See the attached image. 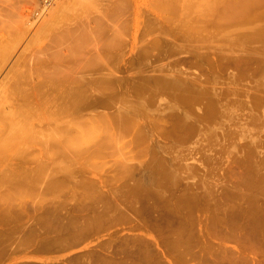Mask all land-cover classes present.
<instances>
[{"label": "rangeland", "instance_id": "374dc122", "mask_svg": "<svg viewBox=\"0 0 264 264\" xmlns=\"http://www.w3.org/2000/svg\"><path fill=\"white\" fill-rule=\"evenodd\" d=\"M178 1L180 2V6L182 5L181 2H183V5L181 7L179 6ZM184 1L55 0L51 5H48L49 7H47L46 9H42V0H0V85L3 83L7 89L0 90V252H2L0 253V264H19L24 261L36 262L38 264H51V262L52 264H75L74 261H77L78 259L80 261L84 259L82 263L87 264L93 261V254H97L93 251H96L103 256V253L110 256L111 251L113 250L112 243L114 246L121 243L127 244V242L134 243L139 239L141 240V238L142 240H146V242H149L150 246L152 247V251L156 253L159 251L162 253L163 256H158V259H155V257H153V259L155 260L162 261L163 259H167L166 261L168 262V264H201V258H203L204 256L209 257L212 251L217 253L221 249V251H223L224 249L227 250L226 248L233 251L232 249L237 246L232 241H222L221 239H219L215 228L213 229L214 231L208 228V225L211 224V222L215 224H218V222L226 224L228 223L229 226H238V224H244V221L248 222L246 223L247 225H249V223L252 224L253 222H256L253 221L255 219L251 220L249 217H247L243 210L245 208V205V209H247V207H252L253 204L258 200V203L260 205H264V194L260 193V191L262 190L260 188H257L259 194L255 193L257 196H254L253 194L254 192H257L253 188L255 185L264 184V125L259 127L260 129H262V131L256 129L258 131L257 133L255 129L241 127V125L238 126L230 124L224 120H218L212 123L210 120L202 119L201 116H198L200 114L197 111L192 110L193 107L191 105L187 103L178 104L176 101H173L172 97H170L171 94L169 93H167V95L166 93H161V95H159L160 98L157 99L158 103H156L160 105H156L155 103V105L153 106L143 107L137 106V104H135L139 98L138 91H140V89H144L142 88L144 85L153 84V82L149 83L147 80L150 78L152 79L153 76H156L155 74L158 75L160 69L161 71L163 70V72L167 71V73H174L175 70H179V72L176 71L175 73H185V71H188L189 73L192 72V74L185 73L191 76L189 77V79H192V77L193 79H197V76H199L198 78L205 79L204 77L207 78L206 75L212 77L215 73L220 74V76L222 77H227L229 74H232L231 72L233 69H235V71L233 70V73L236 72V74L237 71L242 70L239 72H245L244 77L246 83L251 82L255 78H260L264 74L263 51H255L254 49H252L251 51L253 53L248 52L251 48H247L248 50L246 48H237V51H235L236 48H230L229 43H226L227 41L225 42L224 40L228 38V34L229 36H231L232 34H236V36H238L239 34L243 35V33L246 34L249 32L248 35H250L251 31H253L257 26L256 30L251 33L253 35L256 31L261 29L259 26L260 21L256 23L253 22L255 24H251L246 23L243 20L242 23L241 19L238 20V17L237 19L232 17L230 18L229 9L227 8L229 0H218L219 2L216 0L217 8L215 9H213L215 1L209 0L210 2L208 1V5L209 3L211 5L209 7L206 3V0L202 1V3L204 2L202 6H206V8H203L201 11L199 10V8L201 9L202 7L200 5V2V4L198 3V5L196 3V0ZM188 1L190 5H193V7L197 5V7H201H199L198 9L195 7L197 10H194L192 9L193 7L191 5L192 10H190V5L188 6L189 8L186 7L188 4H186V2ZM212 1L214 3H212ZM260 1L261 0L253 5L254 7H250L248 12L250 10H253L255 7V10L257 9L258 13L264 11V3H261L264 1ZM159 2L164 5L161 6V3L158 5ZM166 3H168V6L170 4H172V6L170 5V8L168 7L167 9ZM218 3H220V5ZM67 5L70 8H66ZM157 5L160 7L157 8ZM221 6H226L227 10L225 11V8H222ZM162 7L166 10H162ZM218 8L221 9L218 10ZM156 9L158 10L156 11ZM159 10L161 14L160 12H158ZM176 10L178 11V13ZM185 10L187 12H184ZM203 10H207V12L208 10H213V13L211 12L212 14H214V11L217 13L214 14V16H210L211 13L209 14L208 12V15L207 12L204 13ZM163 11H167V14ZM197 11L200 13L203 11L202 13L207 17V19L203 16L202 13L201 15L203 17H201L200 13H198ZM180 12L184 14H181V16L179 14ZM163 13L165 14V16L163 15ZM190 13H192L194 17L196 15L195 20L197 21L195 22L198 23H192L194 21V17L191 16L192 14L190 15ZM185 14L188 17H184ZM197 14H199L198 16L201 17L202 20H204L202 21L200 18L201 23L205 22V25H210L208 27L211 29H209L208 27V29H206V26L200 24ZM218 14H221L222 16H219ZM223 14L226 15H224L225 18H223ZM216 15L218 16L216 17ZM209 16L210 18H208ZM179 17H181V19ZM186 17L188 19H186ZM218 17L220 19L222 17V19H219L217 21ZM165 19L166 22H168L169 19H172L176 22L174 23V21L172 20V22H168L171 27L173 25L176 26H174V28H176V31L174 30L175 32L172 30L174 29L173 27L171 28L166 22H164ZM177 20H180V24L179 22L177 24ZM236 20L240 23H236ZM185 21H187L186 24H184ZM189 21L190 23H192V25H190ZM181 22L183 24H181ZM181 25H183L182 28H184V26L186 28L194 26L190 28L200 29V36L196 38L193 35V40L191 39L190 41L189 38L186 37L185 33L183 34L182 32L183 36L181 35ZM200 25L202 27L204 26L205 29H201L202 27L198 28L200 27ZM211 25L215 29H213ZM251 25L252 27H255L252 28ZM167 26L169 29H167ZM178 27H180L179 30L181 31L178 30ZM232 27L234 28V30ZM263 27L264 22L262 28ZM226 28H228V30ZM168 30L169 33L167 32ZM170 30L173 32L172 34ZM209 30L210 32H212L211 30H213L214 33L210 34L211 38L213 37V44L212 42H210L211 38L210 35H208V33H210ZM217 30L219 34H217ZM229 30L232 34L228 32ZM223 31L227 32L224 34L225 36L227 35L226 37L219 36L224 33ZM164 33H166L167 35L164 36ZM236 36L232 37L236 38ZM172 37H176L174 38L176 41L173 40ZM220 38L221 40H218ZM216 39L218 41H216ZM199 40H203L204 42H199ZM194 41L195 43H193ZM178 42L182 45L178 44ZM216 42H221V44H217ZM224 42L226 43L225 45H228L229 47H223ZM172 43L176 44L172 45ZM184 43L185 45L187 44V46H185ZM200 43L202 45H206L201 46ZM191 44L194 50H192L193 48ZM176 45H178L177 47H175L176 50L174 48H172V50L171 47H174ZM189 45L191 49L189 48ZM210 45L212 46V48L210 47ZM219 45L221 47H219ZM255 45L256 44H254L253 46L255 47ZM198 46L201 47L197 48ZM206 46H209L208 49L206 48ZM180 48L182 49L180 50ZM222 48H225V51ZM145 50L147 52H145ZM153 50L156 51L153 52ZM226 50L230 53L226 52ZM223 51L225 53H223ZM234 52L236 53L234 54ZM154 53L155 55L152 56V54ZM257 53H260V56H258ZM225 54L227 56L223 57ZM220 55L222 57H220ZM104 57L107 58L105 60H107L109 69L115 68L112 73L108 72L110 70H107V73L105 72L103 74L90 73L87 71L83 73L81 72L83 71L82 67L86 66L85 64L94 63L97 61V59H101ZM230 57L236 58L232 59ZM220 58H225V60H221ZM158 63L162 64V66ZM174 64L177 68L172 67V65ZM228 65L230 66V68ZM33 67H43V69L45 68L43 70L44 74H51L60 78H66L69 74H72L74 77L73 79L77 80L75 83L76 87L84 90L91 89L93 95L77 108H68L70 113L67 115L63 114L64 118L61 117L62 115H60V117L54 118L53 115L56 113V111H60V109H62V106L65 104L61 92L52 94V98L49 96V94L48 97L46 95L47 98L50 97V100L45 101V103H43V101L41 102L42 99L40 98L41 104H36V107L34 104L38 102V99H36V97L34 98L37 101L34 98H31L32 96H30L31 100H29V98L26 99L27 96L17 95L16 97V95L14 96L12 93L13 90L11 88L16 83H18V77H21L24 72L27 73L28 70ZM172 68L174 69V71H172ZM169 70H171V72ZM248 72L253 75L249 74ZM198 73L199 75H197ZM201 73L205 76H202ZM194 74L196 76H193ZM150 75L152 76L150 77ZM79 79H82L83 81H79ZM98 85L104 87V89L106 90L102 92L93 91V89ZM21 97H23L24 99ZM32 99H34V103L31 102ZM27 101L30 103H28ZM23 102H25L26 105L27 103L29 104L27 106L32 112L28 110V107H25ZM55 109L56 111H54ZM59 111L57 112L58 115L60 114ZM124 114L126 115V117ZM118 116H120L121 119ZM60 118L63 120V122H65V124L68 122L71 123L72 129L70 130L69 134L65 132L59 133L55 130L57 128L53 127L59 124H57V119ZM123 122H125V124ZM63 125L64 124L61 123L59 126L62 127ZM209 125L214 126L215 130H217L218 132H231L236 134L237 136L234 141L235 145L229 147L223 154L224 156H220V158L222 157V159H220L221 161L219 160L221 164L220 162L217 163L220 168L215 164V160H208V156L213 155L212 151H209V146L207 148V145L204 143L202 144L204 145V148L201 145V142H206V139L203 134H200V131L205 127L208 128ZM248 129L254 131V133H252ZM57 135L58 137L60 136V141H63L61 139L70 138L69 142H67L68 144L66 143V149H68L67 147H69L68 151H70V153L72 152V157L70 156L66 160L61 157L60 149L63 148V144L61 143L60 145H58L56 143L57 141L54 142V140H56L54 137H57ZM256 135H258V138L256 137ZM198 136H201V139L197 138ZM196 139L197 142H194L196 141ZM180 140L182 141V143H180ZM198 140L200 145L198 143ZM200 140L202 141L200 142ZM191 141L192 145L196 143L194 147H192V145L189 146ZM182 144L183 146H186L183 147ZM177 145H179V147H176ZM201 147H203L204 149H200ZM175 148H177L178 151ZM196 148H198V150H196ZM188 149H191V151L186 153V151H189ZM200 150H202L203 153H207H205L203 156H208L203 157V153L201 154ZM197 151L201 155H197ZM174 152L177 153H175L176 156L173 154ZM80 153L82 155H80ZM76 154L78 155V157H76ZM179 156H181L182 158ZM149 163H152V165L154 163L153 168ZM205 163L207 165H205ZM212 163L215 165H213ZM148 165L149 167H147ZM59 166L61 168H59ZM62 166H64L65 169L62 168ZM160 166L161 168L164 167V170H166L165 172L167 173V176L163 177L164 180L163 178H160L162 177L160 173ZM207 166L208 168H206ZM145 167L149 170V172H156L157 174L159 173L160 176V181L158 178L155 184H151L148 187L146 186L147 188L144 187V191L139 188L141 190V193H138V196L140 197L139 200H141V203L143 205H146L147 202L149 204L150 202L149 207H151V212L150 209L147 212H145L144 210L140 215L136 216L131 210H128L126 211V213L129 212L130 214H133V217L135 216L134 221H120L121 223H117L118 221H116L110 222V224L109 221H105L100 225L98 224L100 227L97 226V223L99 222L96 221L97 223L92 222L96 223L95 227L94 225H92L94 228H92V226H89L88 228V225L91 221L87 223L88 220L83 221L78 217H82L84 215L86 216L92 212V210L89 211L87 207V209L82 210L83 212L78 211V209H82L80 205L84 203H88V207H91V204H93V202L98 201L100 203H103L107 200L108 203H103L104 206L103 204L97 202L95 205L97 208H102V206L105 207L106 203L109 207H117V203L118 205L120 203L122 204V195H124L126 192L133 193L134 190V192L138 190V188H133L132 186H134V184H136L137 182L143 181L144 174L140 173V169H143ZM213 169L214 171L216 169V172H213ZM218 169H221V171H218ZM49 170L50 172H48ZM126 173H128V175H126ZM37 174H39V179L41 181L42 179H44V182L42 181L44 186L42 183V186L40 185V180L38 179ZM184 174L185 179L183 178ZM45 175L52 176H46L47 179L54 178L53 180H48L49 182L51 181L50 184L49 182L46 183L47 179L45 180ZM132 175H134V179L136 177L138 178L134 180ZM32 176H36L37 178H34ZM128 176L130 177L128 178ZM176 176L180 180L176 178ZM180 176L182 177V180ZM26 177L30 180L25 179ZM166 178H170L168 179L170 181H168ZM175 179L177 180L175 181ZM165 180L167 182H163ZM24 181L25 183L23 184L22 182ZM172 182L174 183V185ZM32 184L34 187H31ZM126 184L128 185V187ZM159 184L162 187H160ZM209 186L210 188H207ZM131 187L133 188V190ZM150 187L152 188V190L158 189L162 191L163 189V191L167 193L168 200L165 201L166 204L162 203V201L157 197L156 194H149L147 199L143 197L145 196L143 193L148 188L150 189ZM165 187L168 190L165 189ZM191 189H193V192L190 191ZM209 189L212 191H209ZM212 193L213 195H210ZM105 194L108 196L104 197L106 196ZM141 194H143V196ZM240 194L243 199L242 197L240 198ZM113 196L115 198H113ZM116 196L119 198H117ZM245 196L246 200L250 197L248 199L249 202L245 201ZM108 197L110 201L108 200ZM184 198H188L187 202H190L188 205L190 208L180 210L179 215H177V213H172L169 215L168 213L170 212V204L172 205V203H176L178 200ZM209 198L212 200V202ZM100 199H103L104 201ZM240 199H242L243 202ZM151 202L153 205L163 206L165 207V211H169L168 213L164 212L166 216L169 215L167 217L169 218V221L156 219V216H159L160 213L159 211H157V209L153 208ZM241 202L243 204H241ZM239 205L243 206L240 207ZM255 205H257V202L255 203ZM52 207L57 208V210L54 212H52V210L47 212L44 211L47 210V208ZM92 208H94V206L91 207V209ZM190 210H192V212L189 216L188 211ZM27 211L29 214L27 213ZM155 211L156 213H154ZM224 211H227L226 214L228 215L224 214ZM78 212H80V214ZM84 212H86L87 214ZM94 212L95 211L93 210L90 215L93 216V214L96 215L95 213H98L97 211L95 213ZM47 213L50 217H55V215L58 216L60 222L57 221L58 219L47 222H43L42 220L38 221L39 217H41L42 214L47 215ZM148 213L149 215H147ZM261 213L259 214L261 215L259 222L264 223V219H261L263 218L264 212ZM235 214L239 215L238 217L240 219ZM240 214L243 216V218L242 216H240ZM73 215H75L74 217H76V220L74 221L72 220ZM232 215L233 218L231 217ZM36 216L39 217L37 218ZM59 216H62V218ZM176 216L181 217V219L183 217V221L178 217L176 218ZM192 216L194 219L192 218ZM9 217H11L10 220L8 219ZM229 218L231 221L229 220ZM212 219L213 221H210ZM241 220L244 221L241 222ZM41 221L43 223H41ZM69 221L71 225H68ZM82 221L83 223H81ZM232 222L234 223V225ZM45 223L51 225L53 224V226L55 225V227H53V229H51L52 231H50L51 226H47L45 225ZM75 223L77 224L75 225ZM207 223L208 225L206 226ZM42 224L44 226H42ZM106 224L109 225L106 226ZM36 225L37 227L35 228ZM74 225L75 227H73ZM85 225H87V227ZM162 225L165 228L160 227ZM169 225H172L175 228L172 229V226ZM182 225L184 228H182V230L186 231L185 236H182L184 244L182 243L181 245H178L179 247H175L172 252V250H168L169 246H167V243L168 241L171 242V240L177 238L178 234H175V232L181 229L180 226ZM56 226L58 228H56ZM76 226L81 229L88 228V230L85 231V233H87L88 235H86L84 238L85 240H81L79 244L72 245L69 248L66 247L64 248V251L61 249L55 252L39 253L35 250L36 243L38 244V242L43 238V235L45 237L46 234L53 236L66 234V232L69 231L67 230L69 228H71L70 230L74 228V231H76L75 229H78L76 228ZM189 226H191L192 228H188ZM28 227L29 229H27ZM39 227L40 231H37L39 230ZM154 227L157 228L155 229ZM43 228H47V231L46 229L44 231ZM63 228L65 230H63ZM32 230L35 231L34 235ZM59 230V234L56 233ZM166 232L168 233L166 234ZM172 232L174 233L172 234ZM178 236L180 237V234ZM20 238H31L30 243L27 242V244H23L22 246V244L20 245L18 243V240H20ZM33 238H36V240H34ZM132 238L133 240L131 242ZM165 239L167 241H165ZM13 240L14 243H12ZM31 242L33 243V245H31ZM107 243L108 245L111 244L112 247V249H110L109 251V254L107 253V251L104 252L101 248ZM192 243H195L194 246ZM17 245L20 246L17 247ZM30 245L34 246L33 249ZM187 245L189 247H187ZM9 246H11L12 248H9ZM96 247L99 248V251H97L98 248ZM160 247H162L164 251ZM5 248L9 249L6 250ZM166 248L167 251L165 250ZM184 248H188L189 251L186 253ZM159 249H161V251ZM179 250H181V254L179 253ZM100 251H102L103 253ZM3 253L6 254V256ZM81 255L86 256V259ZM19 257L22 262L14 261L15 258L17 260V258ZM90 257L91 259H89ZM51 258L52 261L50 260ZM11 259H14V262L10 263L12 261ZM45 259L47 261H50L46 263L47 261H45ZM73 259L74 261H72ZM164 260L162 262H164V264H167V262ZM200 260L201 262H199ZM76 263L81 264V262Z\"/></svg>", "mask_w": 264, "mask_h": 264}, {"label": "bare ground", "instance_id": "6f19581e", "mask_svg": "<svg viewBox=\"0 0 264 264\" xmlns=\"http://www.w3.org/2000/svg\"><path fill=\"white\" fill-rule=\"evenodd\" d=\"M184 1V0H183ZM186 1V0H185ZM184 1V2H185ZM193 1H195V0H193ZM202 1H205V0H201V1H197L196 0V3L198 4L199 2L201 3H199L201 6H202V4L204 3H202ZM207 2V5H208V1L209 0H206ZM211 1V0H210ZM209 1V2H210ZM213 1H215V5H213V9H215V8H217V6H216V0H213ZM212 1V3H214ZM218 1V0H217ZM259 0H229V2H228V9H229V16H230V18L232 17V18H235V19H237V17L239 18L238 20H240L241 19V22L243 23V21H245L246 23H253V22H258V21H260V23L263 25V22H264V11H262V12H257V9L255 10V8L253 9V10H250L249 12H248V10H249V8L250 7H252L253 5H255L257 2H258ZM262 1V0H261ZM260 1V2H261ZM264 1V0H263ZM165 2V1H164ZM163 2V3H164ZM177 2V1H176ZM179 2V1H178ZM219 2V1H218ZM259 2V3H260ZM161 2H159L158 3V5L160 4ZM188 3V4H187ZM192 3V2H191ZM261 3H264V2H261ZM162 4V3H161ZM167 4V9H168V7L171 5L172 6V4H170L169 6H168V3H166ZM177 4V3H176ZM181 4L183 5V2H181ZM186 4H187V6L186 7H188L190 4H189V1L188 2H186ZM194 4V3H193ZM198 4V5H199ZM219 5H220V3H218ZM70 5V4H69ZM153 5V4H152ZM157 5V8H159L160 6H158ZM164 4H162L161 6H163ZM181 5V6H182ZM192 5V4H191ZM191 5H190V10H192V9H198L199 7H201V6H199V7H197V6H195V7H193V5H192V9H191ZM206 5V4H205ZM156 6V5H155ZM177 6V5H176ZM175 6V7H176ZM179 6H180V2H179ZM180 6V7H181ZM209 6H211L210 5V3H209V5H208V7ZM48 7V5L47 4H45V2H44V0H42V3H41V8L42 9H46ZM69 6L67 5L66 6V8H68ZM152 7V6H151ZM175 7H174V10H175ZM178 7V6H177ZM185 7V8H186ZM208 7H207V9H208ZM220 7V6H219ZM222 8H225V11L227 10L226 9V6L225 7H223V6H221ZM254 7V6H253ZM70 8V7H69ZM170 8V7H169ZM183 8V7H182ZM184 8V9H185ZM189 8V7H188ZM203 8H206V6L205 7H201V9L199 8V10L201 11ZM258 8V7H257ZM259 8H260V6H259ZM173 9V8H172ZM196 9V10H197ZM219 9H221V8H218V10ZM252 9V8H251ZM262 9V8H261ZM260 9V10H261ZM264 9V8H263ZM158 9H156V11H157ZM162 10H166L165 8H163L162 7ZM183 10V9H182ZM198 10V11H199ZM217 10V9H216ZM217 10V11H218ZM177 11V10H176ZM188 11H189V9H188ZM197 11V12H198ZM204 11V10H203ZM202 11V12H203ZM158 12H160V10L158 11ZM163 12H165V11H163ZM184 12H187L186 10L184 11ZM192 12V11H191ZM201 12V13H202ZM207 12V10L206 11H204V13H206ZM208 12H209V14L212 12L213 13V10H208ZM208 12H207V14H208ZM220 12V11H219ZM228 12V11H227ZM166 14H167V11L165 12ZM168 13H169V11H168ZM170 13H171V11H170ZM173 13H174V11H173ZM177 13H178V11H177ZM198 13H200V12H198ZM201 13H200V16L201 17H203L204 16V14H203V16L201 15ZM210 14V16L211 15H213L214 16V14H216L217 12H215L214 11V14ZM74 14H75V12H74ZM160 14H161V12H160ZM180 15L181 14H184V13H179ZM187 14V13H186ZM184 15V17L185 16H187V15ZM192 13H190V15H191ZM195 14V13H194ZM208 14V15H209ZM163 15L165 16V14L163 13ZM162 15V16H163ZM175 15V14H174ZM178 15V14H177ZM189 15V14H188ZM189 15V16H190ZM199 14H197V16H198ZM219 15V14H218ZM218 15H216V17L218 16ZM225 14H223V16H224ZM173 16V15H172ZM182 16V15H181ZM191 16H193V14L191 15ZM190 16V17H191ZM210 16L208 17V18H210ZM219 16H222L221 14L219 15ZM226 16V15H225ZM225 16L223 17V18H225ZM228 16V15H227ZM167 17V16H166ZM166 17H164V18H166ZM168 17H169V15H168ZM188 17V16H187ZM186 17V19H188ZM189 17V18H190ZM194 17V16H193ZM192 17V18H193ZM195 17H196V15H195ZM195 17L193 18L194 19V21L192 22V23H194L195 21H197V20H195ZM199 17V16H198ZM201 17H199L198 18V21H200V18ZM206 19H207V17L206 16H204ZM163 18V17H162ZM170 18H171V15H170ZM180 19H181V17H179ZM229 18V19H230ZM217 19V18H216ZM220 18L218 17V19H217V21L219 20ZM221 19H222V17H221ZM220 19V20H221ZM168 20V19H167ZM172 20V19H171ZM170 19L168 20V22H170L171 21ZM201 20H202V18H201ZM243 20V21H242ZM172 21H174V20H172ZM171 21V22H172ZM180 21V20H179ZM178 20H177V24H178V22H179ZM188 21V20H187ZM187 21H185V23L184 24H186V22ZM190 21H192V20H190ZM190 21H189V23H190ZM202 21H204V20H202ZM216 21V22H217ZM237 21V20H236ZM164 22H166V19L164 20ZM168 22H166L167 24H168V26H170L169 25V23ZM183 22V21H182ZM181 22V24H183ZM214 22V21H213ZM239 21H237L236 23H238ZM174 23H176L175 21H174ZM173 23V24H174ZM192 23H190V25H192ZM195 23H198V22H195ZM221 23V22H220ZM240 23V22H239ZM255 23H253V24H255ZM259 23V26H260V28L261 29H259L258 31H256L253 35L251 34L252 32H254V30H256V28H257V26H256V28H254V30L253 31H251V33H250V35H248V33H243V35H238V36H236V34L235 35H233L232 33H230V30L228 31L230 34H232L231 36H229V34H228V38L227 39H224L225 40V42L226 43H229V46H230V48L231 47H233V48H236V50L235 51H237V48L239 49V48H251L250 49V51H248V52H252L251 50L252 49H254L255 51H257V50H261V51H263L264 52V27L262 28V25ZM172 24V25H173ZM179 24H180V22H179ZM200 24L202 25H204V26H206L205 24V22L204 23H201V21H200ZM197 25H199V24H197ZM200 25V27H198V28H201L202 26ZM214 25V24H213ZM242 25V24H241ZM250 25V24H249ZM168 26H167V29H169L168 28ZM174 26L175 25H173L172 27L174 28ZM182 26L183 25H181V28H182ZM187 26V25H186ZM204 26L201 28V29H203L204 28ZM208 26H210V25H208ZM208 26H206V29H208L209 27ZM218 26H220V25H218ZM171 27V26H170ZM171 27V28H172ZM176 27V26H175ZM190 27H194V26H190ZM190 27H185L184 26V28H182V31L181 30H179V28L180 27H178V30L179 31H181L180 33H181V35H182V32H183V34L185 33V35H186V37L187 38H189V40L191 41V39L193 40V35L196 37V38H198L199 36H200V29H194V28H190ZM208 27V28H207ZM211 27H212V25H211ZM222 27V26H221ZM239 27V26H238ZM241 27V26H240ZM251 27H252V25H251ZM253 27H255V26H253ZM252 27V28H253ZM170 28V29H171ZM213 29H215L214 27H212ZM233 28V27H232ZM231 28V29H232ZM205 29V28H204ZM209 29H211V28H209ZM217 29V28H216ZM223 29V28H222ZM227 30H228V28H226ZM235 29H236V27H235ZM173 31L175 30L176 31V28H174V29H172ZM233 30H234V28H233ZM237 30H239V29H237ZM237 30H236V32H237ZM171 31V30H170ZM174 31V32H175ZM202 31H204V30H202ZM201 31V32H202ZM212 32H210V30H209V32L210 33H208V35H210L211 33L212 34H214L213 33V30H211ZM219 31H221V30H219ZM226 31V30H225ZM225 31H223L224 33L222 34V35H219L220 37H224L225 35V33H227V32H225ZM242 31V30H241ZM241 31H239V32H241ZM168 33H169V30L167 31ZM217 32H218V30H217ZM232 32H234V31H232ZM236 32H234V33H236ZM173 32L171 31V34H172ZM177 33H178V31H177ZM170 34V35H171ZM190 34V35H189ZM205 34V33H204ZM204 34H203V36H204ZM217 34H219V32L217 33ZM220 34H221V32H220ZM165 35H167L166 33H164V36ZM175 35H176V33H175ZM207 35V36H208ZM172 36V35H171ZM183 36V35H182ZM206 36V37H207ZM227 36V35H226ZM225 36V37H226ZM232 36H236V38L235 37H232ZM177 37V36H176ZM176 37H174V38H176ZM180 37V36H179ZM215 37V36H214ZM173 38V37H172ZM173 38V40H175ZM204 38V37H203ZM210 38H211V35H210ZM213 38V37H212ZM212 38H211V41L210 42H212ZM217 38H218V36H217ZM178 39V38H177ZM236 39H239V40H236ZM169 40H171V39H169ZM180 40V39H179ZM208 40V39H207ZM218 40H221V38L220 39H218ZM217 39H216V41H218ZM223 40V41H224ZM176 41V40H175ZM202 42H204L203 40H201ZM200 40H199V42H201ZM222 41V42H223ZM174 42V41H173ZM188 42V41H187ZM197 42V41H196ZM224 42V45H223V47H225L226 45V43ZM171 43V42H170ZM169 43V44H170ZM177 43V42H176ZM176 43H172V45L173 44H176ZM193 43H195V41L193 42ZM214 42H212V44H213ZM217 44L219 43V44H221V42H216ZM215 43V44H216ZM178 44H181V43H179L178 42ZM196 44H198V43H196ZM201 44V43H200ZM199 44V45H200ZM208 44V43H207ZM214 44V45H215ZM254 44H256V45H258V46H256L255 45V47L253 46ZM171 45V44H170ZM182 45V44H181ZM180 45V46H181ZM184 45H185V43H184ZM194 45V44H193ZM204 45H206V44H204ZM204 45H202L201 44V46H204ZM153 46H155V45H153ZM178 45H176V46H174V47H171V49L172 48H174L175 49V47H177ZM185 46H187V44L185 45ZM191 46H192V44H191ZM195 46V45H194ZM201 46H198L197 48H199V47H201ZM228 46V45H227ZM227 46L225 47V48H227ZM228 46V47H229ZM182 47H184V46H182ZM196 47V46H195ZM209 47V46H208ZM208 47L206 46V48L208 49ZM210 47L212 48V46L210 45ZM214 47V46H213ZM216 47H218V46H216ZM219 47H221L220 45H219ZM150 48V47H149ZM148 48V49H149ZM154 48V47H153ZM169 48H170V46H169ZM189 48L191 49V47H190V45H189ZM192 48H193V46H192ZM196 48V49H197ZM203 48V47H202ZM224 48V49H225ZM182 48H180V50H181ZM185 49V48H184ZM201 49V48H200ZM199 49V50H200ZM217 49V48H216ZM219 49V48H218ZM223 49V48H222ZM223 49V50H224ZM245 49V50H246ZM159 50H161V49H159ZM173 50V49H172ZM176 50V49H175ZM192 50H194V48L192 49ZM220 50V49H219ZM229 50V49H228ZM248 50V49H247ZM246 50V51H247ZM156 50H153V52H155ZM203 51V50H202ZM225 51V50H224ZM223 51V53H225ZM231 51V50H230ZM145 52H147L146 50H145ZM174 52V51H173ZM180 52V51H179ZM226 52H228L227 50H226ZM239 52V51H238ZM241 52H242V50H241ZM144 53V52H143ZM152 53V52H151ZM172 53V52H171ZM228 53H230V52H228ZM236 52H234V54H235ZM253 53V52H252ZM261 53V52H260ZM260 53H257V55L258 56H260L259 54ZM145 54V53H144ZM143 54V55H144ZM149 54H150V52H149ZM148 54V55H149ZM178 54V53H177ZM233 54V53H232ZM153 55H155V53L154 54H152V56ZM237 55V54H236ZM235 55V56H236ZM261 55H262V53H261ZM225 56H227L226 54L223 56V57H225ZM229 56V55H228ZM233 56V55H232ZM238 56V55H237ZM263 56V55H262ZM261 56V57H262ZM145 57V56H144ZM220 57H222L221 55H220ZM240 57V56H239ZM230 58H232V57H230ZM233 58H236V57H233ZM232 58V59H233ZM238 58V57H237ZM105 59H107V58H99V59H97V61L96 62H94V63H89V64H85L86 66H84V67H82V70L83 71H81L82 73L83 72H90V73H98V74H103V73H105L107 70H110V71H108V72H113L114 71V69L115 68H110L109 69V65H107V60H105ZM151 59V58H150ZM221 60H225V58L224 59H222V58H220ZM147 60V59H146ZM225 63V62H224ZM223 63V64H224ZM158 64H160V63H158ZM161 66H162V64H160ZM175 65V64H174ZM174 65H172V67L173 68H177L176 67V65L174 66ZM223 66V65H222ZM229 66V65H228ZM164 67V66H163ZM162 67V68H163ZM168 68V67H167ZM167 68H165V69H167ZM172 68V69H173ZM229 68H230V66H229ZM228 68V69H229ZM262 68V67H261ZM260 68V69H261ZM45 69V68H44ZM43 67H33V68H31V69H29L28 70V72L27 73H23V72H21V73H23L22 74V76L20 77H18V83H16L11 89L13 90V95L15 96L16 95V97H17V95L19 96H27L26 97V99H28L29 98V100H31V98H34V97H36V99H38V102L37 103H34L33 102V100L35 99H32V103H34L35 104V107H36V104L38 105V104H41L40 103V98L42 99L41 100V102L43 101V103H45V101H49L50 100V97H51V95L52 94H54V93H58V92H61L62 93V95H63V98H64V101H65V104L62 106V109H60L59 107V109H60V111L59 110H57L56 111V109L54 110V111H56V113L53 115L54 116V118H56V117H60V115H62L61 117L62 118H64V115L63 114H65V115H67V114H69L70 113V111L68 110V108H72V109H74V108H77L78 106H80L82 103H84V101H86L87 99H89L92 95H93V92H92V90L91 89H81V88H78V87H76V85H75V83H76V81L77 80H75V79H73L74 77H73V75L72 74H69L66 78L65 77H63V78H60V77H58V76H55V75H51V74H44V72H43ZM157 69H159V68H157ZM164 69V70H165ZM238 69V68H237ZM230 70V69H229ZM234 71H235V69H233ZM233 70H232V74H227L228 76L226 77H222V76H220V74H217V73H215V74H213V76H212V74H211V76L212 77H209L208 75H206L207 76V78L206 77H204L205 79H203V78H198L199 76H197V79H193V77H192V79H189V77H191L190 75H188V74H185V73H189L188 71L186 72L185 71V73L183 72V73H175L176 71H178L179 72V70H175V72L174 73H167V71L166 72H163V70L161 71V69L159 70V73H158V75L157 74H155L156 76H153L152 77V79L150 78V79H148L147 81L149 82V83H151V82H153V84H150V85H144L142 88H144V89H140V91H138V93H139V98H138V100H137V102L135 103V104H137V106H143V107H147V106H153V105H155V103L158 101L157 99L158 98H160V96L159 95H161V93L163 94V93H166V95H167V93H169V94H171L170 95V97H172V100L173 101H176L178 104L179 103H187V104H189V105H191L192 107H193V109L192 110H194V111H197L200 115H198V116H201V118L202 119H208V120H210L212 123L213 122H216V121H218V120H224V121H226V122H228V123H230V124H234V125H241V127H245V128H252V129H255V131H257V130H260V131H262V129H260L259 127H261V126H263L264 125V74H263V76L262 77H260V78H255V79H251L252 81L251 82H249V81H247V82H249V83H246V81H245V72L244 73H242V72H239V71H242V70H239V71H237V74H236V72H234L233 73ZM26 71V70H25ZM158 71V70H157ZM170 72H171V70H169ZM172 71H174V69L172 70ZM181 71V70H180ZM224 72V71H223ZM20 73V74H21ZM80 73V72H79ZM107 73V72H106ZM214 73V72H213ZM229 73V72H228ZM249 74H251L250 72H248ZM189 74H192V72L191 73H189ZM197 75H199V73L197 74ZM201 75L202 76H205L204 74H202L201 73ZM251 75H253V74H251ZM152 75H150V77H151ZM193 76H196L195 74L193 75ZM17 77V76H16ZM23 77V78H22ZM146 78V77H145ZM37 79V80H36ZM189 79V80H188ZM79 81H83L82 79H79ZM10 89V90H11ZM0 90H7L6 89V86L2 83L1 85H0ZM104 90H106V89H104V87H101L100 85H98V86H96V88H94L93 89V91H95V92H102V91H104ZM48 94H49V98H47L48 97ZM46 95H47V97H46ZM165 95V94H164ZM30 96H32L31 98H30ZM47 99H46V98ZM21 98H23V97H21ZM52 98V97H51ZM19 99V98H18ZM24 99V98H23ZM22 99V100H23ZM35 99V100H36ZM166 99V98H165ZM168 99V98H167ZM37 101V100H36ZM160 101H161V99H160ZM25 102H26V100H25ZM25 102H23L24 103V105H25V107H28L27 105H29L28 103H30V102H28L27 103V105L25 104ZM172 102V101H171ZM22 103V102H21ZM158 103V102H157ZM156 103V105H160V104H157ZM167 103V102H166ZM168 103H169V101H168ZM167 103V104H168ZM174 103V102H173ZM165 104V103H164ZM33 105V104H32ZM23 106V105H22ZM43 106V105H42ZM24 107V106H23ZM33 107V106H32ZM34 108V107H33ZM54 108V107H53ZM56 108V107H55ZM153 108H155V107H153ZM152 108V109H153ZM30 108L28 107V110H29ZM35 109V108H34ZM37 109V108H36ZM52 109V108H51ZM150 109V108H149ZM148 109V110H149ZM157 109V108H156ZM160 109V108H159ZM158 110V109H157ZM30 111V110H29ZM53 111V110H52ZM51 111V112H52ZM59 111V115L57 114V112ZM30 112H32V111H30ZM54 113V112H53ZM125 115V114H124ZM196 115V114H195ZM122 116V115H121ZM197 116V117H198ZM119 118H120V116H118ZM124 117V116H123ZM125 117H126V115H125ZM129 117V116H128ZM53 118V117H52ZM121 119V118H120ZM119 119V120H120ZM58 121H57V124L58 125H55V126H53V127H55V128H57V129H55L57 132H65V133H67V134H69L70 133V130L72 129V125H71V123L70 122H68V123H66L65 124V122H63V120L60 118V119H57ZM53 121H56V120H53ZM61 123H63L64 125L62 126V127H60L59 125L61 124ZM124 124H125V122H123ZM59 126V127H58ZM127 126V125H126ZM132 126V125H131ZM129 127V126H128ZM201 129V128H200ZM257 129V130H256ZM248 130H250V129H248ZM263 130H264V127H263ZM244 131V130H243ZM246 131V130H245ZM252 133H254V131H252V130H250ZM249 133V132H248ZM257 133H258V131H257ZM260 133V132H259ZM58 134V133H57ZM200 134H203L204 136H205V139H206V142H203L202 140H200V142H201V145L202 144H206L207 146V148H208V146H209V151L211 152L212 151V156H208V155H205V156H208V160L210 161H216L215 162V164L217 165V163H219L221 160L220 159H222V157L220 158V156L221 155H223L226 151H227V149L229 148V147H231V146H234L235 144V138L237 137L236 136V134H234V133H231V132H223V131H221V132H218L217 130H215V128H214V126H212V125H209L208 126V128L207 127H205V128H203V129H201V131H200ZM256 134V133H255ZM254 134V135H255ZM246 135H247V133H246ZM248 135H250V134H248ZM202 136V135H201ZM201 136L199 137H197V138H199V139H201ZM252 136V135H251ZM258 135H256V137H257ZM60 137V136H59ZM58 137V135H57V137H54L56 140H54V142L55 141H57L56 143L58 144V145H60L61 143L63 144V148H61L60 149V154H61V157H63L64 158V160H66L67 158H69L70 156L72 157V155H71V153H70V151H68V149H69V147H67L68 149H66V143L67 142H69V140H70V138L69 139H67V138H65V139H61V140H63V141H60V138ZM254 137V136H253ZM59 138V139H58ZM184 138V137H183ZM203 138V137H202ZM258 138V137H257ZM257 138H254V139H257ZM204 139V140H205ZM181 141V140H180ZM194 142H197V139H196V141H194ZM177 143V142H176ZM180 143H182V141L180 142ZM190 143V142H189ZM198 143H199V140H198ZM68 144V143H67ZM178 144V143H177ZM187 144V143H186ZM194 144V143H193ZM252 144V143H251ZM56 145V144H55ZM185 145V144H184ZM192 145V141H191V143H190V145L189 146H191ZM194 145H196V143L194 144ZM194 145H192V147H194ZM199 145H200V143H199ZM62 146V145H61ZM69 146V145H68ZM180 146H181V144H180ZM182 146H183V144H182ZM186 146V145H185ZM185 146H183V147H185ZM203 147H204V145H202ZM59 147V146H58ZM176 147H179V145H177ZM197 147V146H196ZM200 147V146H199ZM198 147V148H199ZM203 147H201L200 149H202ZM187 148H188V146H187ZM198 148H196V150H198ZM205 148V147H204ZM203 148V149H204ZM175 149H177V148H175ZM189 150V149H188ZM193 150H194V148H193ZM173 151H174V148H173ZM177 151H178V149H177ZM191 151V149L189 150V151H186V153L187 152H190ZM201 151V154L203 153L202 152V150H200ZM203 151H205V150H203ZM198 152V151H197ZM176 152H174L173 154L176 156V154H175ZM206 152H204L203 154H202V156L205 154ZM75 154V153H74ZM79 154V153H78ZM198 154H200L199 152L197 153V155ZM200 154V155H201ZM207 154V153H206ZM77 155V154H76ZM80 155H82L81 153H80ZM180 155V154H179ZM209 155H210V153H209ZM74 156V155H73ZM205 156H203V157H205ZM218 156H219V159H218ZM224 156V155H223ZM76 157H78V155L76 156ZM179 157H181V156H179ZM200 157V156H199ZM74 158V157H73ZM182 158V157H181ZM74 160V159H73ZM207 160V161H208ZM220 160V161H219ZM201 161H202V158H201ZM152 162V161H151ZM199 162H200V159H199ZM204 162V161H203ZM202 162V163H203ZM223 162V161H222ZM180 163H181V161H180ZM214 163V162H213ZM212 163V164H213ZM150 164V163H149ZM178 164H179V162H178ZM210 164H211V162H210ZM215 164H213V165H215ZM220 164H221V162H220ZM151 166H152V168H153V165H154V163H153V165H152V163L150 164ZM159 165V164H158ZM182 165H183V163H182ZM203 165V164H202ZM205 165H207L206 163H205ZM204 165V166H205ZM212 166V165H211ZM219 168H220V166L219 165H217ZM147 167H149V165L147 166ZM217 167V168H218ZM57 168H58V166H57ZM59 168H61L60 166H59ZM62 168H64L65 169V167L64 166H62ZM206 168H208V166L206 167ZM210 168V167H209ZM216 168V169H217ZM150 169H151V167H150ZM212 169V168H211ZM216 169H215V171H214V169H213V172H216ZM131 170H132V168H131ZM154 170V169H153ZM130 171V170H129ZM129 171H128V173H129ZM166 170H164V167L163 168H161V166H160V173H161V176L162 177H160L159 176V173L157 174L155 171V173H153V172H149V170L145 167V168H143V169H140V173H143L144 174V179H143V181L142 182H137L136 184H134V186H132L133 188H138V190L136 191V192H134L133 191V193L132 192H126L124 195H122V198L121 199H123V203L120 205H118V203H117V207H109L108 206V202H107V200L105 201V202H107L106 203V206L105 207H103L104 206V204L103 203H105V202H103V203H100V202H98V203H100V204H103V206H102V208H97L95 205H96V203L97 202H93V204H91L92 206L91 207H93L94 206V208H92L91 209V207L89 206L88 207V203H84V204H82V205H80V207L82 208V209H78V211H82L83 209H87L88 208V210L89 211H91L92 210V212H93V210L96 212H98V213H95L96 215H94L93 214V216L92 215H90V214H88V215H84V216H78L81 220H83V221H86V220H88L87 221V223H89L90 221V223H89V225H88V228H89V226H92V225H94V227H95V225H96V223L97 222H99V223H97V226H99L101 223H103V222H108L109 221V224H110V222H116V221H118L117 223H121L120 221H134V217L132 216L133 214L131 213H129V212H127L126 213V211H128V210H131L136 216H138V215H140L141 214V212L142 211H144L145 210V212H147L149 209H150V212H151V207H149L150 205V202H149V204H148V202H147V204L146 205H143L142 203H141V200H139L140 199V197L138 196V193H141V190L142 191H144L143 190V188L145 187V188H147L148 186H150L151 184H155L156 183V181L158 180V178L160 177L161 179L164 177V176H167V173L165 172ZM218 171H221V169L219 170L218 169ZM217 171V172H218ZM46 172H47V170H46ZM48 172H50V170L48 171ZM128 173H126V175H128ZM133 173V172H132ZM135 173H136V169H135ZM134 173V174H135ZM174 173V172H173ZM172 173V174H173ZM212 173V172H211ZM210 173V174H211ZM171 174V175H172ZM175 174V173H174ZM173 174V175H174ZM178 174V173H177ZM176 174V175H177ZM217 174V173H216ZM50 175V174H49ZM137 175V174H136ZM214 175V174H213ZM46 176L47 177H52V176H48V175H45V180L47 179L46 178ZM133 176V179H134V175H132ZM185 174L183 175V178L185 179ZM32 177H36V176H32ZM37 177H38V179L40 178V176H39V174H37ZM36 177V178H37ZM130 176H128V178H129ZM169 177V176H168ZM187 177V176H186ZM29 178H30V176H29ZM136 178H138V177H136ZM136 178L134 179V180H136ZM141 178V177H140ZM143 178V177H142ZM160 178H159V181H160ZM170 178H171V176H170ZM170 178H168V179H170ZM174 178H175V176H174ZM176 178H178L177 176H176ZM180 178H181V180H182V177L180 176ZM25 179H27V177L25 178ZM25 179H23V180H25ZM32 179V178H31ZM41 179H42V176H41ZM54 178H49V179H47V182L46 183H48L49 181L48 180H53ZM167 179V178H166ZM167 179V180H168ZM179 179V178H178ZM22 180V181H23ZM27 180H30V179H27ZM40 180V179H39ZM44 179H42V181H43ZM163 180H164V178H163ZM174 180V179H173ZM172 180V181H173ZM177 179H175V181H176ZM180 180V179H179ZM41 180L39 181L40 182V185H41V183L43 184V182H42ZM56 181V180H55ZM54 181V182H55ZM57 181H58V179H57ZM56 181V182H57ZM158 181V182H159ZM168 181H170V180H168ZM174 181V182H175ZM20 182H21V180H20ZM32 182V181H31ZM38 182V181H37ZM36 182V183H37ZM51 182V181H50ZM50 182H49V184H50ZM127 182H129V181H127ZM163 182H167L166 180L165 181H163ZM23 184L25 183V181L24 182H22ZM27 183V182H26ZM58 183V182H57ZM56 183V184H57ZM162 183V182H161ZM173 183V182H172ZM181 183V182H180ZM262 183V182H261ZM35 184V183H34ZM166 184V183H165ZM170 184V183H169ZM29 185H30V183H29ZM39 185V186H40ZM46 185V184H45ZM127 185V184H126ZM173 185H174V183H173ZM189 185V184H188ZM187 185V186H188ZM42 186V185H41ZM43 186H44V184H43ZM147 186V187H146ZM159 186L160 187H162L160 184H159ZM176 186V185H175ZM192 186V185H191ZM31 187H34L33 186V184H32V186ZM35 187H37V186H35ZM127 187H128V185H127ZM126 187V188H127ZM131 187V188H132ZM190 187V186H189ZM114 188H116V187H114ZM131 188H129V189H131ZM133 188H132V190H133ZM139 188H141V190L139 189ZM172 188H174V187H172ZM207 188H210V186L209 187H207ZM254 189H255V191H257V192H254L253 194H254V196H257L256 194H259V191H258V189L257 188H260L262 191H260V193H262V194H264V184H258V185H255L254 187H253ZM121 189V188H120ZM162 189V188H161ZM165 189H167L166 187H165ZM214 189V188H213ZM168 190V189H167ZM174 190V189H173ZM128 191V190H127ZM130 191V190H129ZM172 191V190H171ZM190 191H192L193 192V189H191ZM209 191H212V190H210L209 189ZM119 192H120V190H119ZM167 192H169V191H167ZM156 194L157 195V197L162 201V203H165V201L166 200H168V198H167V193L166 192H164L163 191V189H162V191L161 190H158V189H155V190H152V188L150 187V189L148 188L143 194L145 195V196H143V194H141L143 197H145L146 199L148 198V196H149V194ZM174 193V192H173ZM186 193V192H185ZM209 193H211V192H209ZM214 193V192H213ZM213 193L212 194H210V195H213ZM256 193V194H255ZM116 194V193H115ZM122 194H123V192H122ZM178 194H179V192H178ZM194 194V193H193ZM252 194V193H251ZM100 195H101V193H100ZM104 195V194H103ZM106 195V194H105ZM188 195V194H187ZM190 195H191V193H190ZM108 195H106V196H104V197H107ZM118 196V195H117ZM116 196V197H117ZM119 196H120V193H119ZM138 196V197H137ZM154 196V195H153ZM153 196H151V197H153ZM170 196H171V194H170ZM184 196H185V194H184ZM183 196V197H184ZM244 196V195H243ZM249 196V195H248ZM111 197V196H110ZM187 197H189V196H187ZM195 197V196H194ZM242 196H241V194H240V198H241ZM101 198H103V197H101ZM113 198H115L114 196H113ZM117 198H119V197H117ZM156 198V197H155ZM191 198V197H190ZM193 198V197H192ZM212 198V197H211ZM250 198V197H249ZM249 198H247V200H246V196H245V201H248V199ZM257 198H259V197H257ZM99 199V198H98ZM106 199V198H105ZM146 199H144V200H146ZM152 199V198H151ZM178 199V198H177ZM210 199V198H209ZM242 199H243V197H242ZM242 199H240V200H242ZM100 200H102V201H104L103 199H100ZM108 200L110 201V199H109V197H108ZM114 200V199H113ZM153 200V199H152ZM187 200H188V198H184V199H180V200H178L176 203H172V205L170 204V206H169V211H165V207H163V206H156V205H153L152 204V202H151V204L153 205V208H155V209H157V211H159V216H156L157 218V220H162V221H169V218H167L170 214H172V213H177V215H179V211L180 210H182V209H189L190 207L188 206L189 205V203L190 202H187ZM211 200V199H210ZM261 200V199H260ZM96 201V200H95ZM101 201V202H102ZM118 201H120V200H118ZM209 201V200H208ZM255 201V200H254ZM122 202V201H121ZM136 202V203H135ZM146 202V201H145ZM173 202H174V200H173ZM211 202H212V200H211ZM215 202V201H214ZM213 202V203H214ZM242 202H243V200H242ZM241 202V204H243ZM249 202V201H248ZM257 202V205H255V203ZM254 204L253 203H251V204H253V206L251 207H247V209H245L246 208V205L244 206L245 208H244V213H245V215L247 216V217H249L251 220H253V219H255V220H253V221H256V222H253L252 224H250L249 223V225H251V226H249V225H247L246 223H248V222H245L244 220H241V222H243L244 221V224H238V226H232V225H230L229 226V224L227 223H219L218 222V224L216 223H213V222H211V224H209L208 225V223L206 224V226L208 225V228L210 229V230H212V231H214L213 229L215 228V230H216V233L218 234V237H219V239H221L222 241H232V242H234L235 243V245H237L235 248H233L232 250L233 251H231V249L230 250H228V248H226L227 250H225L224 248V250L223 251H221V250H219L217 253L216 252H211L210 253V255H209V257H206V256H204L203 258H201L202 259V262H201V260L199 261V262H201V264H264V223H261V222H259V219H260V217H261V215H262V213L261 212H264V205H260L258 202H259V200L258 201H256ZM113 203V202H112ZM168 203H170V202H168ZM207 203V202H206ZM86 204V205H85ZM111 204V203H110ZM142 204V205H141ZM166 204V203H165ZM192 204V203H191ZM212 204V203H211ZM113 205V204H112ZM186 207H185V206ZM250 205V204H249ZM59 206H61V205H59ZM79 206V205H78ZM197 206V205H196ZM206 206V205H205ZM240 206V205H239ZM243 205H241L240 207H242ZM51 207V206H50ZM79 207V208H80ZM87 207V208H86ZM167 207V206H166ZM194 207V206H193ZM199 207V206H198ZM202 207V206H201ZM197 208V207H196ZM206 208V207H205ZM43 209V208H42ZM45 209H46V207H45ZM195 209V208H194ZM215 209V208H214ZM238 209V208H237ZM239 209H241V208H239ZM26 210V209H25ZM50 210H52V212H54V211H56L57 210V208H47V210H44L45 212H47V211H50ZM153 210V209H152ZM231 210H232V208H231ZM42 211V210H41ZM59 211V210H58ZM185 211V210H184ZM228 211V210H227ZM226 211V212H227ZM235 211V210H234ZM237 211V210H236ZM239 211V210H238ZM19 212V211H18ZM62 212V211H61ZM61 212H59V213H61ZM76 212V211H75ZM83 212V211H82ZM87 212V211H86ZM86 212H84V213H86ZM167 212H169L167 215L168 216H166L165 215V213ZM191 212H192V210H190V211H188V214H189V216L191 215ZM225 212V211H224ZM226 212L224 213V214H226ZM11 213H13V212H11ZM25 213V212H24ZM27 213H28V211H27ZM26 213V214H27ZM43 213V212H42ZM79 214H80V212H78ZM129 213V214H128ZM153 213V212H152ZM151 213V214H152ZM154 213H156V211L154 212ZM158 213V212H157ZM181 213V212H180ZM184 213V212H183ZM234 213V212H233ZM240 213V212H239ZM241 213H242V211H241ZM261 213V215H259ZM22 214V213H21ZM25 214V215H26ZM29 214V213H28ZM40 214V213H39ZM53 214V213H52ZM55 214V213H54ZM74 214H76V213H74ZM87 214V213H86ZM146 214V213H145ZM194 214V213H193ZM224 214H223V216H224ZM232 214V213H231ZM238 214V213H237ZM11 215V214H10ZM16 215V214H15ZM19 215V214H18ZM82 215H83V213H82ZM147 215H149V213L147 214ZM154 215V214H153ZM221 215H222V213H221ZM226 215H228V214H226ZM234 215V214H233ZM233 215L231 216L232 218H233ZM236 215V214H235ZM8 216V215H7ZM40 216V215H39ZM38 216V217H39ZM65 216V215H64ZM63 216V217H64ZM75 215H73V221L74 220H76V217H74ZM161 216V217H160ZM220 216V215H219ZM218 216V217H219ZM237 217L239 216V215H236ZM240 216H242L241 214H240ZM14 217V216H13ZM37 217V216H36ZM37 217V218H38ZM59 217H61L62 218V216H59ZM70 217V216H69ZM143 217V216H142ZM155 217V216H154ZM173 217V216H172ZM178 216H176V218H177ZM213 217V216H212ZM229 217V216H228ZM78 218V219H79ZM149 218V217H148ZM151 218V217H150ZM175 218V219H176ZM178 218H180V220H182L183 219V217H182V219H181V217H178ZM192 218H193V216H192ZM217 218V217H216ZM239 218V217H238ZM242 218H243V216H242ZM6 219H7V217H6ZM9 220L11 219V217H9L8 218ZM33 219V218H32ZM58 219V220H57ZM79 219V220H80ZM145 219V218H144ZM185 219H186V217H185ZM194 219V218H193ZM235 219V218H234ZM240 219V218H239ZM261 219H264V213H263V218H261ZM35 220V219H34ZM40 220H42L43 222H47V221H54V220H57V221H59L60 222V220H59V218H58V216H56L55 215V217H50L49 215H48V213H47V215H41V217H39V220L38 221H40ZM67 220V219H66ZM148 220V219H147ZM155 220V219H154ZM156 220V221H157ZM171 220V219H170ZM173 220V219H172ZM229 220H230V218H229ZM37 221V222H38ZM41 221V223H43ZM71 221V220H70ZM70 221H69V224L68 225H71V223H70ZM83 221L81 222V223H83ZM97 221V222H96ZM179 221V220H178ZM183 221V220H182ZM196 221V220H195ZM208 221H209V219H208ZM210 221H213V219L212 220H210ZM214 221H215V219H214ZM218 221V220H217ZM220 221V220H219ZM231 221V220H230ZM238 221H240V220H238ZM250 221V220H249ZM261 221V220H260ZM263 221V220H262ZM37 222H36V224H37ZM64 222V221H63ZM67 222V221H66ZM77 222V221H76ZM92 222H96V223H92ZM177 222V221H176ZM180 222V221H179ZM186 222H187V220H186ZM194 222V221H193ZM197 222V221H196ZM195 222V223H196ZM229 222V221H228ZM54 223V222H53ZM61 223H62V221H61ZM79 223V222H78ZM158 223V222H157ZM165 223V222H164ZM169 223V222H168ZM168 223H166V224H168ZM171 223V222H170ZM178 223V222H177ZM190 223V222H189ZM231 223V222H230ZM233 223V222H232ZM240 223V222H239ZM39 224V223H38ZM64 224V223H63ZM77 223H75V225H76ZM99 224V225H98ZM108 224V225H109ZM154 224V223H153ZM179 224V223H178ZM182 224V223H181ZM180 224V225H181ZM45 225H47V226H51L50 227V231H52L51 229H53V227H55V225L53 226V224L51 225V224H46L45 223ZM62 225V224H61ZM68 225H66V226H68ZM75 225L73 226V227H75ZM87 225H85L86 227H87ZM107 224H106V226H108ZM155 225V224H154ZM183 225H184V222H183ZM183 225L182 226H180V228L181 229H179L177 232H175V234H180V237L177 235V238L176 239H174V240H171L170 238V240H171V242L170 241H168V243H167V246H169L168 247V250L170 249V250H172V252H173V250L175 249V247H177L178 245H181L182 243H183V237L185 236V233H186V231H184V230H182V228H183ZM187 225H188V223H187ZM193 225H195V224H193ZM233 225H234V223H233ZM41 226V225H40ZM42 226H44L43 224H42ZM84 226V225H83ZM96 226V227H97ZM169 226H172V225H169ZM27 227V226H26ZM37 227V225L35 226V228ZM65 227V226H64ZM93 226H92V228H94ZM100 227V226H99ZM103 227V226H102ZM101 227V228H102ZM160 227H163V225L162 226H160ZM179 227V226H178ZM191 226H189L188 228H190ZM33 228V227H32ZM56 228H58L57 226H56ZM69 228V227H68ZM76 228H78L77 226H76ZM88 228L86 229V228H78V229H75L76 231H74V228H72V230H70L71 228H69V229H67V230H69L68 232H66V234H62V235H60L58 232H60V230L59 231H55L56 233H58L59 235H55V236H53V235H45V237H44V235L43 234H45V233H43L42 235H43V238L38 242V244L36 243V247H35V250L37 251V252H39V253H41V252H55V251H59V250H65L64 248H69L70 246H72V245H76V244H79L80 243V241L81 240H83L84 238H85V236L86 235H88L87 233H85V231L86 230H88ZM98 228V227H97ZM97 228H96V230H97ZM155 228V227H154ZM157 228V227H156ZM155 228V229H156ZM163 228H165V227H163ZM169 228V227H168ZM167 228V229H168ZM173 228H175V227H173L172 226V229ZM187 228V227H186ZM185 228V229H186ZM187 228V229H188ZM192 228V227H191ZM26 229V228H25ZM27 229H29V227L27 228ZM42 229V228H41ZM44 229V228H43ZM46 229V231H47V228H45ZM45 229H44V231H45ZM49 229V228H48ZM59 229H60V227H59ZM152 229V228H151ZM161 229V228H160ZM166 229V230H167ZM171 229V228H170ZM184 229V228H183ZM31 230V229H30ZM34 230V229H33ZM32 230V231H33ZM37 230V229H36ZM63 230H65L64 228H63ZM93 230V229H92ZM176 230H177V227H176ZM28 231V230H27ZM32 231H31V234H32ZM37 231H40V227H39V230H37ZM36 231V232H37ZM62 231V230H61ZM34 232L35 231H33V235H34ZM49 232V231H48ZM89 232H90V230H89ZM157 232V231H156ZM159 232V231H158ZM168 232H169V230H168ZM168 232H166V234L168 233ZM29 233V232H28ZM55 233V234H56ZM163 233H164V231H163ZM174 232H172V234H173ZM212 233V232H211ZM215 233V234H216ZM26 234V233H25ZM24 234V235H25ZM30 234V233H29ZM28 234V235H29ZM40 234V233H39ZM170 234H171V231H170ZM161 235V234H160ZM169 235V234H168ZM184 235V236H183ZM23 236V235H22ZM36 236V235H35ZM38 236V235H37ZM159 236V235H158ZM162 236V235H161ZM166 236V235H165ZM165 236H164V238H165ZM172 236V235H171ZM183 236V237H182ZM194 236V235H193ZM40 237V236H39ZM42 237V236H41ZM167 237H169V236H167ZM173 237V236H172ZM175 237V236H174ZM126 238V237H125ZM19 239V238H18ZM21 239H23V238H20V240H18L19 242V244L21 245L22 244V246H23V244H27V242L28 243H30V239H23V240H21ZM34 239V238H33ZM40 239V238H39ZM121 239V238H120ZM119 239V240H120ZM129 239V238H128ZM163 239V238H162ZM191 239V238H190ZM194 239V238H193ZM193 239H192V242H193ZM34 240H36V238L34 239ZM85 240V239H84ZM132 240H133V238L131 239V242H132ZM196 240V239H195ZM37 241H38V239H37ZM124 241V240H123ZM126 241V240H125ZM136 241H137V239H136ZM165 241H167L166 239H165ZM164 241V242H165ZM191 241V240H190ZM10 242V241H9ZM17 242V241H16ZM36 242V241H35ZM34 242V243H35ZM118 242V241H117ZM120 242V241H119ZM134 242V241H133ZM12 243H14V240H13V242ZM32 243V242H31ZM121 243V242H120ZM11 244V243H10ZM117 244V243H116ZM128 244V245H127ZM127 244H123V243H121V244H119V245H116V246H114L113 245V243H112V247H113V250L111 251V254H110V256H108L107 254L105 255V253H103L102 251H100V252H102L103 254H104V256L102 255V254H100V253H98V252H96V251H93L94 253H97V254H93V261H91L90 263H87V264H164V262H162V261H160V260H155L156 258L158 259V256H161L162 255V253L161 252H154V251H152L151 250V246H150V244H149V242H146V240L144 241V240H142V238H141V240L139 239L137 242H134V243H128L127 242ZM161 244V243H160ZM171 244H172V246H171ZM184 244V243H183ZM186 244H187V242H186ZM193 244V243H192ZM195 244V243H194ZM194 244H193V246H194ZM9 245V244H8ZM20 245H17V247L18 246H20ZM31 245H33V243L31 244ZM30 245V246H31ZM130 245H132V246H130ZM174 245V246H173ZM222 246V245H221ZM221 246H220V248H221ZM5 247V246H4ZM33 247L34 246H31V248L33 249ZM112 247H111V244H109L108 245V243L106 244V245H103L101 248H102V250L105 252V251H107V253L109 254V251H110V249H112ZM179 247V246H178ZM183 247V246H182ZM187 247H189L188 245H187ZM192 247V246H191ZM9 248H12L11 246H9ZM8 248V249H9ZM14 248V247H13ZM20 248V247H19ZM96 248H98V247H96ZM100 248V249H101ZM160 248H162V247H160ZM194 248V247H193ZM6 249V248H5ZM8 249H6V250H8ZM17 249V248H16ZM179 249H182V248H179ZM185 249V251H186V253L189 251V249L188 248H184ZM12 250V249H11ZM94 250H96V249H94ZM156 250H157V247H156ZM160 251H161V249H159ZM162 250H163V248H162ZM166 251H167V248L165 249ZM206 250V249H205ZM208 250V249H207ZM0 251H1V247H0ZM88 251V250H87ZM97 251H99V248H98V250ZM164 251V250H163ZM177 251V250H176ZM180 251L181 250H179V253H180ZM184 251V250H183ZM182 251V252H183ZM215 251V250H214ZM217 251V250H216ZM34 252V251H33ZM91 252H92V250H91ZM90 252V253H91ZM169 252V251H168ZM172 252H171V254H172ZM0 253H2V252H0ZM12 253V252H11ZM86 253V252H85ZM84 253V254H85ZM165 253V252H164ZM170 253V252H169ZM174 253H176V252H174ZM191 253V252H190ZM190 253H189V255H190ZM203 253V252H202ZM4 254V253H3ZM83 254V255H84ZM88 254V253H87ZM170 254V255H171ZM178 254V253H177ZM177 254H176V256H177ZM181 254V253H180ZM183 254V253H182ZM184 254H185V252H184ZM5 256H6V254H4ZM8 255V254H7ZM83 255H81V256H83ZM86 255V254H85ZM187 255V254H186ZM151 256H152V258H151ZM163 256V255H162ZM161 256V257H162ZM164 256H165V254H164ZM172 256H173V254H172ZM184 256V255H183ZM188 256V255H187ZM200 256H203V255H200ZM1 257V256H0ZM79 257V256H78ZM153 257H155V259H153ZM180 257V256H179ZM24 258V257H23ZM83 258H85L86 259V256H83ZM160 258V257H159ZM164 258V257H163ZM178 258V257H177ZM185 258H187V257H185ZM18 259H20V257L19 258H17V260H16V258H15V260L14 259H11L12 261L10 262V263H12V262H14V261H20V262H22L21 261V259L20 260H18ZM47 259H49V258H47ZM78 259V258H77ZM89 259H91V257L89 258ZM14 260V261H13ZM51 261H52V258L50 259ZM50 260H48V261H50ZM55 260V259H54ZM76 260V259H75ZM167 260V259H166ZM166 260H164V261H166ZM185 260V259H184ZM45 261H47L46 259H45ZM48 261L46 262V263H48ZM72 261H74V259L72 260ZM82 261H84V259L82 260ZM82 261H80L79 259L77 260V261H74L75 262V264H77L76 262H81V264H84V263H82ZM88 261V260H87ZM55 262V261H54ZM53 262V263H54ZM89 262V261H88ZM167 262V261H166ZM165 262V263H166ZM57 263V262H56ZM14 264V263H13ZM15 264H17V263H15ZM19 264H38V263H36V262H30V261H24V262H22V263H19ZM42 264V263H41ZM51 264H52V262H51ZM58 264V263H57ZM63 264H67V263H63ZM80 264V263H79ZM86 264V263H85ZM167 264H168V262H167ZM170 264V263H169Z\"/></svg>", "mask_w": 264, "mask_h": 264}, {"label": "built area", "instance_id": "2783aa9c", "mask_svg": "<svg viewBox=\"0 0 264 264\" xmlns=\"http://www.w3.org/2000/svg\"><path fill=\"white\" fill-rule=\"evenodd\" d=\"M54 1L55 0H44L45 4H47V5H51Z\"/></svg>", "mask_w": 264, "mask_h": 264}]
</instances>
